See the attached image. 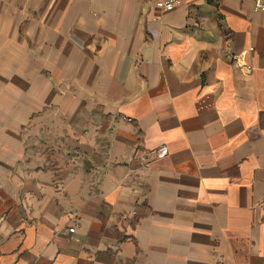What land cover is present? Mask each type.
<instances>
[{"label": "crops", "instance_id": "obj_1", "mask_svg": "<svg viewBox=\"0 0 264 264\" xmlns=\"http://www.w3.org/2000/svg\"><path fill=\"white\" fill-rule=\"evenodd\" d=\"M256 2L0 0V264H264Z\"/></svg>", "mask_w": 264, "mask_h": 264}, {"label": "built area", "instance_id": "obj_2", "mask_svg": "<svg viewBox=\"0 0 264 264\" xmlns=\"http://www.w3.org/2000/svg\"><path fill=\"white\" fill-rule=\"evenodd\" d=\"M182 0H155L156 8L160 11H171L173 10L178 4L181 3ZM256 8L259 10H264V0H257ZM159 156H162L166 153V149L163 147L157 151ZM147 158L142 159V163L147 162ZM70 231H74V228H71Z\"/></svg>", "mask_w": 264, "mask_h": 264}, {"label": "trees", "instance_id": "obj_3", "mask_svg": "<svg viewBox=\"0 0 264 264\" xmlns=\"http://www.w3.org/2000/svg\"><path fill=\"white\" fill-rule=\"evenodd\" d=\"M211 1H213V0H211Z\"/></svg>", "mask_w": 264, "mask_h": 264}]
</instances>
